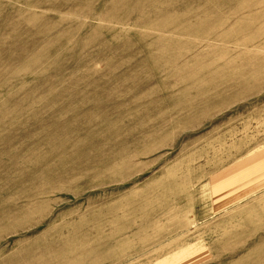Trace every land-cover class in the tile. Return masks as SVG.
<instances>
[{"label": "rangeland", "instance_id": "374dc122", "mask_svg": "<svg viewBox=\"0 0 264 264\" xmlns=\"http://www.w3.org/2000/svg\"><path fill=\"white\" fill-rule=\"evenodd\" d=\"M0 264H264V0H0Z\"/></svg>", "mask_w": 264, "mask_h": 264}]
</instances>
